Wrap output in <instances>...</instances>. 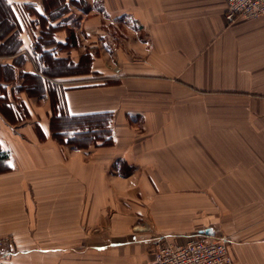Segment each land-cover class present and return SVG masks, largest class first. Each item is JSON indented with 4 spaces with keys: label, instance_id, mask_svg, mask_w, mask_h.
<instances>
[{
    "label": "crops",
    "instance_id": "obj_1",
    "mask_svg": "<svg viewBox=\"0 0 264 264\" xmlns=\"http://www.w3.org/2000/svg\"><path fill=\"white\" fill-rule=\"evenodd\" d=\"M226 12L0 0V264H145L217 236L264 264V16Z\"/></svg>",
    "mask_w": 264,
    "mask_h": 264
},
{
    "label": "built area",
    "instance_id": "obj_2",
    "mask_svg": "<svg viewBox=\"0 0 264 264\" xmlns=\"http://www.w3.org/2000/svg\"><path fill=\"white\" fill-rule=\"evenodd\" d=\"M225 2L226 17L230 21L238 17L264 16V0H225ZM234 261L235 258L230 252L229 238L217 236L189 240L182 244L168 242L156 250L152 261L145 264H233Z\"/></svg>",
    "mask_w": 264,
    "mask_h": 264
},
{
    "label": "rangeland",
    "instance_id": "obj_3",
    "mask_svg": "<svg viewBox=\"0 0 264 264\" xmlns=\"http://www.w3.org/2000/svg\"><path fill=\"white\" fill-rule=\"evenodd\" d=\"M213 125H207V140H206V144H207V151H208V154L209 153H212V152H214V144H215V142H214V140H213V137H214V131H213ZM125 164V163H124ZM127 169H129V170H132L133 168H132V166H128L127 164H125L124 166H123V168L125 169V171H126V168ZM124 169H123V171H124ZM208 190V189H207ZM192 191H194V190H192ZM204 191H206V190H202V194H204ZM209 197H211V199L213 200V197L212 196H210V195H208ZM208 201H210V199L208 198ZM214 202H212L211 203V207L213 208L214 206ZM211 207L210 208H208L207 209V212L208 213H212V211H211ZM212 218H213V215H210L209 216V219H210V221H213L212 220ZM14 239H13V237L12 236H9V235H7V236H1L0 235V242H1V244H2V247L0 248V251H2V250H4L12 241H13ZM100 241V239L99 238H96V242L97 241ZM9 241V243H6V242H8ZM95 242V243H96ZM6 250V249H5ZM4 250V251H5ZM103 253H101L99 256H101ZM98 256V257H99ZM100 262V264H103V262H102V260H100L99 261ZM111 264H118V262H111Z\"/></svg>",
    "mask_w": 264,
    "mask_h": 264
},
{
    "label": "trees",
    "instance_id": "obj_4",
    "mask_svg": "<svg viewBox=\"0 0 264 264\" xmlns=\"http://www.w3.org/2000/svg\"><path fill=\"white\" fill-rule=\"evenodd\" d=\"M73 122H75V119H73Z\"/></svg>",
    "mask_w": 264,
    "mask_h": 264
},
{
    "label": "snow or ice",
    "instance_id": "obj_5",
    "mask_svg": "<svg viewBox=\"0 0 264 264\" xmlns=\"http://www.w3.org/2000/svg\"><path fill=\"white\" fill-rule=\"evenodd\" d=\"M9 2H11V0H9Z\"/></svg>",
    "mask_w": 264,
    "mask_h": 264
}]
</instances>
